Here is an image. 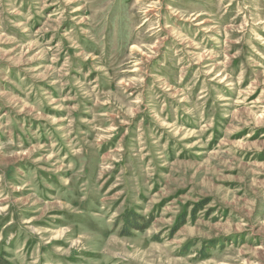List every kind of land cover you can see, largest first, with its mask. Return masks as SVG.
Listing matches in <instances>:
<instances>
[{
  "label": "rangeland",
  "instance_id": "1",
  "mask_svg": "<svg viewBox=\"0 0 264 264\" xmlns=\"http://www.w3.org/2000/svg\"><path fill=\"white\" fill-rule=\"evenodd\" d=\"M264 264V0H0V264Z\"/></svg>",
  "mask_w": 264,
  "mask_h": 264
},
{
  "label": "trees",
  "instance_id": "2",
  "mask_svg": "<svg viewBox=\"0 0 264 264\" xmlns=\"http://www.w3.org/2000/svg\"><path fill=\"white\" fill-rule=\"evenodd\" d=\"M2 264H4L5 262L1 261Z\"/></svg>",
  "mask_w": 264,
  "mask_h": 264
}]
</instances>
